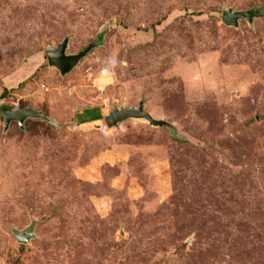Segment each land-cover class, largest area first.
Here are the masks:
<instances>
[{
    "label": "rangeland",
    "instance_id": "374dc122",
    "mask_svg": "<svg viewBox=\"0 0 264 264\" xmlns=\"http://www.w3.org/2000/svg\"><path fill=\"white\" fill-rule=\"evenodd\" d=\"M227 9L264 0H0V264H264V15ZM140 103L176 133L108 127Z\"/></svg>",
    "mask_w": 264,
    "mask_h": 264
},
{
    "label": "water",
    "instance_id": "95a60500",
    "mask_svg": "<svg viewBox=\"0 0 264 264\" xmlns=\"http://www.w3.org/2000/svg\"><path fill=\"white\" fill-rule=\"evenodd\" d=\"M263 9H254L250 11H233L227 9L223 12L222 22L225 26L230 28H240V22L246 21L250 26L254 25L257 18L264 15ZM101 45V40L93 42L89 47L78 54H68L69 39L64 40L59 44L57 49L49 46L46 50L48 63L51 68L57 69L63 77L67 76L85 59L92 51ZM4 133L7 134L13 123H17L20 129H24L25 123L28 120H38L48 123L53 121L47 117L43 112L37 111L33 108L14 109L6 111L2 114ZM109 128L119 127L123 122L129 120L143 121L148 123L151 127L166 129L176 133L174 126L166 121L154 118L150 113L145 111V104L140 103L133 108H118L105 118ZM34 235L31 230L16 233L18 242L28 244Z\"/></svg>",
    "mask_w": 264,
    "mask_h": 264
}]
</instances>
